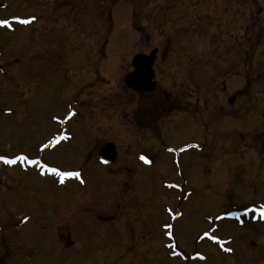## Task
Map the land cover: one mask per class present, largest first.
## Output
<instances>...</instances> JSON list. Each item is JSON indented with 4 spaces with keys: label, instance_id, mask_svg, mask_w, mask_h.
Returning <instances> with one entry per match:
<instances>
[{
    "label": "rangeland",
    "instance_id": "rangeland-1",
    "mask_svg": "<svg viewBox=\"0 0 264 264\" xmlns=\"http://www.w3.org/2000/svg\"><path fill=\"white\" fill-rule=\"evenodd\" d=\"M5 19L0 156L40 163L0 160V264H252L264 0H0ZM156 47V88H127L133 56ZM163 90L189 113L157 116Z\"/></svg>",
    "mask_w": 264,
    "mask_h": 264
},
{
    "label": "water",
    "instance_id": "water-1",
    "mask_svg": "<svg viewBox=\"0 0 264 264\" xmlns=\"http://www.w3.org/2000/svg\"><path fill=\"white\" fill-rule=\"evenodd\" d=\"M158 49L155 48L150 54H135L132 60L134 70L125 76L126 84L137 92H148L157 86L153 64L156 59ZM233 101V99H231ZM117 156L115 144L109 142L105 144L99 152V157L106 163L114 162Z\"/></svg>",
    "mask_w": 264,
    "mask_h": 264
},
{
    "label": "flooded vegetation",
    "instance_id": "flooded-vegetation-1",
    "mask_svg": "<svg viewBox=\"0 0 264 264\" xmlns=\"http://www.w3.org/2000/svg\"><path fill=\"white\" fill-rule=\"evenodd\" d=\"M158 53L159 51L157 52V56H158ZM157 56H156V59H157ZM156 62V60H155ZM154 62V64H155ZM128 88V87H127ZM161 92V91H160ZM184 93V92H183ZM179 93H177L178 95ZM172 96H175L172 94V91H168V92H165V90H163L161 93H160V101L163 102V104H161V108H158L157 112V116L159 115H165L167 113L171 114V113H189L188 110H181V107H183L182 105V102L181 100H177L176 97H172ZM231 99H233V101H231ZM236 101V96L233 95L229 98V102L231 104H234ZM160 107V106H159ZM189 146H193L194 148H197L198 150H202L203 148L201 146L197 147L195 146V144L193 142H190L188 143ZM251 150V149H250ZM184 151V150H183ZM186 151V150H185ZM182 151H180L181 153ZM176 155L179 153V150H175L174 152ZM257 158L254 157L253 159ZM176 160L179 161L178 157H176ZM180 163V162H179ZM114 164V163H113ZM182 163H180V166H181ZM109 165H112V164H109ZM261 205H264V201H257V202H253V204H251L249 206L250 208V212H254V216L251 220L256 222V218L257 219H260L261 222L263 223L264 222V215L261 214V209H264ZM253 246H256L258 244H253V241L251 242ZM221 250H224V248L220 247ZM257 250H254L252 253V255H254V257L252 258L251 262L252 264H264V250L262 249V247L256 252ZM192 256H196L195 254H193Z\"/></svg>",
    "mask_w": 264,
    "mask_h": 264
},
{
    "label": "snow or ice",
    "instance_id": "snow-or-ice-1",
    "mask_svg": "<svg viewBox=\"0 0 264 264\" xmlns=\"http://www.w3.org/2000/svg\"><path fill=\"white\" fill-rule=\"evenodd\" d=\"M15 19L17 20H20L19 17H15ZM33 19H35V17H33ZM21 23H24V24H28L30 23L29 20L27 19H24V20H20ZM0 25H5V26H11L10 24V21L9 20H0ZM68 137L65 135V136H58L56 138H54L53 140H50L48 144L46 145H43L42 147L44 148H47L55 143H57L59 140L61 139H67ZM141 160H147V157L146 156H141L140 157ZM0 160H4L5 163H8V164H14L16 163L17 161H27L28 164H38L40 163L39 159H29L28 156L26 155H20L18 157H16V159H8L7 157L5 156H0ZM40 167L41 169H46L47 171L49 172H52V173H56L58 174L60 177H61V183H63V178L64 177H71V176H80V173L79 172H64V171H60L58 168L56 167H50L48 164H40ZM261 214L264 215V209H261ZM230 215H234V216H238L239 214L238 213H230ZM27 219V218H25ZM165 227L167 228H170L172 227L171 225H165ZM169 236L172 235L171 232L168 233ZM208 233H205V236H207ZM213 239H216V237H213ZM228 251H232V249H228Z\"/></svg>",
    "mask_w": 264,
    "mask_h": 264
}]
</instances>
